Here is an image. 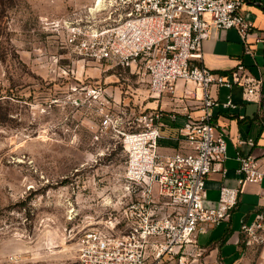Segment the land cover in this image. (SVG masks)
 Wrapping results in <instances>:
<instances>
[{
  "label": "built area",
  "instance_id": "built-area-1",
  "mask_svg": "<svg viewBox=\"0 0 264 264\" xmlns=\"http://www.w3.org/2000/svg\"><path fill=\"white\" fill-rule=\"evenodd\" d=\"M246 1L89 0L62 16L67 17L61 20L65 43L73 53L137 71L147 79L153 97L174 95L179 80L201 90V113H188L182 125L189 150L164 153L159 148L162 130L175 122L176 112L155 107L124 118L125 113L105 111L109 93L103 85L88 86L87 96L101 104L102 131L114 128L122 135L127 159L121 208L78 234L79 264H147L150 257L159 261L191 241L199 229L230 217L240 187L222 185L216 206L204 201L208 175L227 158L226 131L213 121L212 108L237 107L230 94L220 101L212 88L239 85L246 99L258 100L263 80L248 74L244 63L228 72L207 67L201 62L202 43L212 26L235 28L245 39L254 27L243 13ZM184 95L197 98L187 87ZM237 158L240 185L262 180L257 158L239 152ZM121 224L125 230L117 233ZM241 229L248 246L264 243V193L255 219L244 221ZM178 260L185 263L182 257Z\"/></svg>",
  "mask_w": 264,
  "mask_h": 264
},
{
  "label": "rangeland",
  "instance_id": "rangeland-1",
  "mask_svg": "<svg viewBox=\"0 0 264 264\" xmlns=\"http://www.w3.org/2000/svg\"><path fill=\"white\" fill-rule=\"evenodd\" d=\"M88 1L0 0V264H79L78 234L121 208L122 135L102 131L88 86L124 118L159 98L137 71L66 45L62 16ZM239 264H264V243Z\"/></svg>",
  "mask_w": 264,
  "mask_h": 264
},
{
  "label": "crops",
  "instance_id": "crops-1",
  "mask_svg": "<svg viewBox=\"0 0 264 264\" xmlns=\"http://www.w3.org/2000/svg\"><path fill=\"white\" fill-rule=\"evenodd\" d=\"M243 13L254 22V27L246 38L235 28L212 26L209 36L202 43L201 60L207 67L218 72H228L238 63H244L248 74L263 80L258 100L246 99L244 89L239 85L232 88H212V94L220 101H226L230 94L237 107L217 105L212 108L213 121L226 131L227 158L220 169L208 175L204 201L208 206H216L221 186L229 185L240 187L238 203L228 219L217 226L206 225L204 229H199L191 241L175 253L165 254L159 261H154L151 257L153 264H180V257L185 260L183 264H239L250 248L241 227L244 221L251 222L255 219L264 193V177L260 182H245L240 185L241 175L237 172L240 162L237 155L238 152L252 155L264 170V6L259 0H247ZM185 87L195 90L197 98L184 95ZM200 96L201 90L194 84H185L179 80L174 95L165 94L150 101L151 108L161 107L177 114L175 122L169 121V125L162 130L160 151L172 153L189 150L183 138L182 125L187 120L188 113L193 117L201 113ZM240 139L244 142L240 143Z\"/></svg>",
  "mask_w": 264,
  "mask_h": 264
}]
</instances>
